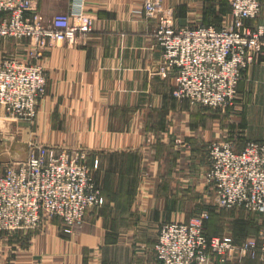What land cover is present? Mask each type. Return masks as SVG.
I'll list each match as a JSON object with an SVG mask.
<instances>
[{
	"label": "crops",
	"instance_id": "0c3cea01",
	"mask_svg": "<svg viewBox=\"0 0 264 264\" xmlns=\"http://www.w3.org/2000/svg\"><path fill=\"white\" fill-rule=\"evenodd\" d=\"M33 2L45 21L73 19L82 3L94 31L86 43H59L35 60L48 81L35 118H12L0 104V177L9 164L27 159L34 141L84 149L102 203L74 228L45 218L36 229L0 231V264H157L161 226L203 211L210 213V237L236 243L258 237L261 229L244 210L218 207L206 174L209 143L229 139L241 147L264 140V56L240 82L237 114L230 107L206 108L174 95L175 70L158 73L160 15L149 18L145 0ZM162 3L174 9L177 27L230 23V0ZM19 41L24 44L13 53L26 60L29 41ZM7 47L0 43V62ZM204 264L262 262L235 254L226 263L212 256Z\"/></svg>",
	"mask_w": 264,
	"mask_h": 264
},
{
	"label": "built area",
	"instance_id": "2783aa9c",
	"mask_svg": "<svg viewBox=\"0 0 264 264\" xmlns=\"http://www.w3.org/2000/svg\"><path fill=\"white\" fill-rule=\"evenodd\" d=\"M230 23L177 27L172 15L161 13L155 0H146L149 18L160 15L154 32L163 49L160 74L176 72L174 95L206 108L234 105L246 72L264 56L262 0H230ZM81 3L72 16L45 21L33 0H0V41L25 39L26 60L16 55L0 62V104L7 114L36 117L47 93V76L35 60L59 43H86L94 19ZM208 183L220 209H242L259 215V236L241 243L206 232L208 211L186 222L164 223L155 250L157 264H204L212 256L228 262L235 254L264 264V140H248L241 147L232 140L208 145ZM102 203L101 189L84 149L55 148L34 141L26 160L9 164L0 177V231L12 233L38 228L45 218H58L69 228L84 223Z\"/></svg>",
	"mask_w": 264,
	"mask_h": 264
},
{
	"label": "rangeland",
	"instance_id": "374dc122",
	"mask_svg": "<svg viewBox=\"0 0 264 264\" xmlns=\"http://www.w3.org/2000/svg\"><path fill=\"white\" fill-rule=\"evenodd\" d=\"M146 1V0H145ZM158 4H159V7H160V11H162L161 13H167V14H170L173 16V18L175 19V11L173 8H165L163 6V3H162V0H155ZM220 16V15H219ZM193 25V24H192ZM20 40V39H19ZM19 40H16V39H7V40H3V41H0V43L2 42H6L7 45H10V47H7V51L5 53V56L8 57V56H11V55H15V53H13V48L17 47V44H24V41H19ZM22 42V43H21ZM52 48V47H51ZM31 49V48H30ZM45 72V71H44ZM160 72V68L158 69V73ZM46 74V73H45ZM242 100V99H241ZM238 101L239 100V89H238V96H237V99L234 103V105L230 106V108L234 111L235 114H237V112L239 111L236 106H238ZM41 102V101H40ZM39 102V104H40ZM249 102V101H248ZM248 102H245L244 100L242 101V104H247ZM227 108V107H226ZM225 108V109H226ZM8 116L12 117V118H15L11 115L8 114ZM231 120V123H235L237 122L236 119H230ZM45 145V144H44ZM94 176V175H93ZM95 179V178H94ZM238 210V209H237ZM242 210V209H241ZM245 212V213H244ZM244 214H245V218L253 225V227H258L259 229L262 228V220L260 218L259 215H256V214H252V213H248L244 210Z\"/></svg>",
	"mask_w": 264,
	"mask_h": 264
},
{
	"label": "trees",
	"instance_id": "16d2710c",
	"mask_svg": "<svg viewBox=\"0 0 264 264\" xmlns=\"http://www.w3.org/2000/svg\"><path fill=\"white\" fill-rule=\"evenodd\" d=\"M203 24H205V23H203ZM206 25H210V23H207Z\"/></svg>",
	"mask_w": 264,
	"mask_h": 264
}]
</instances>
